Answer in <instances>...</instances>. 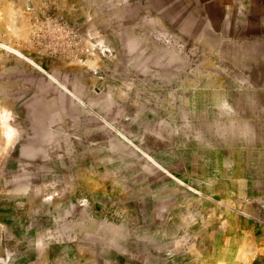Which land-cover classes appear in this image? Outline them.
<instances>
[{"label":"rangeland","instance_id":"1","mask_svg":"<svg viewBox=\"0 0 264 264\" xmlns=\"http://www.w3.org/2000/svg\"><path fill=\"white\" fill-rule=\"evenodd\" d=\"M213 1L0 0V264H264L263 44Z\"/></svg>","mask_w":264,"mask_h":264},{"label":"crops","instance_id":"2","mask_svg":"<svg viewBox=\"0 0 264 264\" xmlns=\"http://www.w3.org/2000/svg\"><path fill=\"white\" fill-rule=\"evenodd\" d=\"M213 4L221 6L222 13L230 16L228 18L239 22L238 37L252 38L255 44L258 43L257 40L263 44L261 49L253 47L254 51L248 52L253 53L254 72L245 78L239 75L240 85L236 101L238 125L261 126L262 129L261 127L260 129L264 134V0H216ZM242 103L244 104L243 109ZM246 132H251V130H246Z\"/></svg>","mask_w":264,"mask_h":264}]
</instances>
